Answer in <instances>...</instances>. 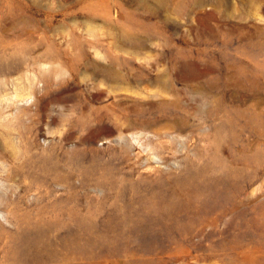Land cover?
<instances>
[{
  "label": "rangeland",
  "instance_id": "1",
  "mask_svg": "<svg viewBox=\"0 0 264 264\" xmlns=\"http://www.w3.org/2000/svg\"><path fill=\"white\" fill-rule=\"evenodd\" d=\"M0 181V264H264V0H0Z\"/></svg>",
  "mask_w": 264,
  "mask_h": 264
},
{
  "label": "bare ground",
  "instance_id": "2",
  "mask_svg": "<svg viewBox=\"0 0 264 264\" xmlns=\"http://www.w3.org/2000/svg\"><path fill=\"white\" fill-rule=\"evenodd\" d=\"M39 95V94H38ZM41 96V95H40ZM40 96L35 95L34 93H27L24 97V101H26L27 103H31V105L36 104L39 100H40ZM17 97V96H16ZM21 98V97H20ZM219 135H222V130L218 131ZM93 137V143H97L100 141H106L108 140V137L102 136L101 134L95 132ZM92 139V138H91ZM39 163L41 165H43L46 168H53L55 166V163L50 159V157L48 155H45V157L38 159ZM158 161V160H157ZM160 165V164H159ZM165 166V165H164ZM155 170V169H154ZM0 183H3L2 181H0ZM5 186V185H4ZM25 237L27 239H29L31 237V235H25Z\"/></svg>",
  "mask_w": 264,
  "mask_h": 264
}]
</instances>
